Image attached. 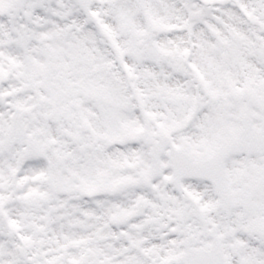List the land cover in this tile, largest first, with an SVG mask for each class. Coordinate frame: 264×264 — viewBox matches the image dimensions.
Wrapping results in <instances>:
<instances>
[{
    "label": "snow or ice",
    "instance_id": "1",
    "mask_svg": "<svg viewBox=\"0 0 264 264\" xmlns=\"http://www.w3.org/2000/svg\"><path fill=\"white\" fill-rule=\"evenodd\" d=\"M0 264H264V0H0Z\"/></svg>",
    "mask_w": 264,
    "mask_h": 264
}]
</instances>
